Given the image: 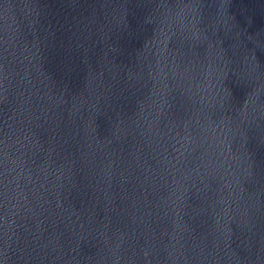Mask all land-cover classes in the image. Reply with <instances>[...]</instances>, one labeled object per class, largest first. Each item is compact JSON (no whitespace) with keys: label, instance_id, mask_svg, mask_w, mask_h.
I'll return each instance as SVG.
<instances>
[{"label":"water","instance_id":"obj_1","mask_svg":"<svg viewBox=\"0 0 264 264\" xmlns=\"http://www.w3.org/2000/svg\"><path fill=\"white\" fill-rule=\"evenodd\" d=\"M0 264H264V0H0Z\"/></svg>","mask_w":264,"mask_h":264}]
</instances>
